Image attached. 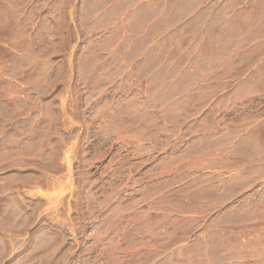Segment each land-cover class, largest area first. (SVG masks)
I'll return each mask as SVG.
<instances>
[{
  "label": "rangeland",
  "instance_id": "374dc122",
  "mask_svg": "<svg viewBox=\"0 0 264 264\" xmlns=\"http://www.w3.org/2000/svg\"><path fill=\"white\" fill-rule=\"evenodd\" d=\"M93 1L0 27V264H264V0L144 52Z\"/></svg>",
  "mask_w": 264,
  "mask_h": 264
},
{
  "label": "crops",
  "instance_id": "0c3cea01",
  "mask_svg": "<svg viewBox=\"0 0 264 264\" xmlns=\"http://www.w3.org/2000/svg\"><path fill=\"white\" fill-rule=\"evenodd\" d=\"M94 19L138 18L140 27L133 32L125 30L126 39L134 38L147 43L141 50H149L150 29L157 23L161 30L159 36H166L177 26L193 28V35L208 34V25L214 15L213 0H94ZM80 13H82L80 15ZM83 0H0V27H9L13 33L37 34L39 23L45 24L46 34H54L55 19H75L84 16ZM40 19V22H38ZM69 33L80 35L79 26L72 25ZM141 54L137 58H144ZM246 82V74L239 79V85Z\"/></svg>",
  "mask_w": 264,
  "mask_h": 264
}]
</instances>
